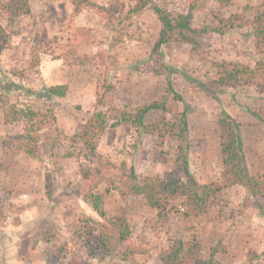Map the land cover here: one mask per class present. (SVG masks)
Instances as JSON below:
<instances>
[{
  "label": "rangeland",
  "instance_id": "374dc122",
  "mask_svg": "<svg viewBox=\"0 0 264 264\" xmlns=\"http://www.w3.org/2000/svg\"><path fill=\"white\" fill-rule=\"evenodd\" d=\"M8 1L0 0V25L8 33L0 49V264H161V253L178 238L195 239L202 257L225 264H248L252 248L259 255L256 263L264 264V210L245 187H224L226 206L220 212L186 214L182 198L175 199L166 221L155 223L156 211L130 188L146 176L162 178L176 171L177 142L161 140L147 127L110 124L120 110L151 100H165L171 111L172 89L183 97L177 109L187 112L186 152L195 184L221 179L223 112L240 123L248 172H264V127L247 110L261 105V94L251 86H235L213 97L194 81L212 77L214 61L252 66L264 57L255 50L250 28L214 33L204 59L189 42H173L161 49L168 68L159 70L151 48L160 23L149 7L130 11L138 0H91L117 7L109 18L89 8L75 13L72 0H22L29 7L26 13L7 8ZM154 1L173 14L188 8V0ZM259 1L196 0L192 22L211 23L217 12L238 11L251 18ZM62 83L69 87L65 96L40 95ZM99 103L107 113L97 142L107 166L99 190L107 216L125 214L131 234L111 254L91 258L75 231L81 215L99 219L79 190L80 168L96 163L90 164L71 137ZM21 107L47 115L36 133V157L24 149L29 125L19 118Z\"/></svg>",
  "mask_w": 264,
  "mask_h": 264
},
{
  "label": "trees",
  "instance_id": "16d2710c",
  "mask_svg": "<svg viewBox=\"0 0 264 264\" xmlns=\"http://www.w3.org/2000/svg\"><path fill=\"white\" fill-rule=\"evenodd\" d=\"M74 12L78 13L81 8H89L107 18L114 16L117 7L111 8L100 5L91 0H72ZM196 0H188V8L184 12L171 13L168 9L159 6L154 0H138L130 8L131 12H137L145 7L151 8L160 23V29L152 45L151 53L161 68H168L163 63L162 48H169L173 42L187 41L200 58H207L212 45L214 33L225 34L236 28L248 26L251 30L254 47L258 54L264 55V0H260L254 7L251 18L244 13L233 12L228 16L215 13L211 23L195 25L192 22ZM6 7L14 12L26 13L29 11L27 4L22 0H9ZM8 33L5 27L0 25V49L5 44ZM214 75L206 81L194 80L196 85L205 93L217 97L227 87L251 86L261 94V105L249 108L248 112L253 115L259 124L264 127V57L258 58L251 66L239 61L220 60L212 62ZM172 69V68H171ZM68 84H54L45 88L40 95L50 98L53 96L63 97L67 94ZM172 91V110L167 107L165 100H151L139 104L132 110H120L110 123L112 127L121 124L133 128L147 127L148 132L157 134L164 140L170 137L176 140L175 153L176 171H167L165 176H146L141 182L131 185L134 194H142L148 206L156 211L155 223L165 222L171 202L182 198L180 202L186 214H198L202 211H222L226 204L222 199L221 191L224 187L239 184L245 187L251 197L259 202L264 210V172L251 174L248 172L241 126L239 121L223 112L219 119V154L222 171L220 181L195 184L192 177L189 161L187 159V134L188 117L186 109L178 110L177 103L183 101L180 93ZM170 117L166 118L165 113ZM19 118L29 125L25 130V152L36 157L39 155V145L36 133L47 122V115L30 108L21 107L18 111ZM160 115V118L158 117ZM152 116L147 123L148 117ZM17 119V117H14ZM107 126V113L97 104V108L88 115L81 123L80 128L71 142H77L83 147L84 157L96 163L80 168L81 177L80 192L84 199L96 212L99 219L89 215L79 217L80 226L75 234L83 241L87 254L91 258L99 255L111 254L130 237V225L125 214L107 216L104 207V193L99 190L100 183L105 179L107 168L101 154L97 152V142ZM180 172L185 177L182 180ZM199 243L195 239L173 240L161 253V264H225L213 256L204 258L200 254ZM127 253H125L126 256ZM59 254L54 253L53 259ZM258 253L250 248L247 251L246 261L248 264H257Z\"/></svg>",
  "mask_w": 264,
  "mask_h": 264
}]
</instances>
